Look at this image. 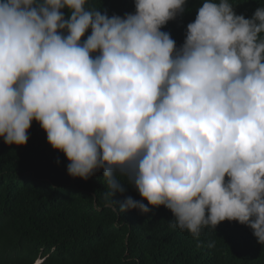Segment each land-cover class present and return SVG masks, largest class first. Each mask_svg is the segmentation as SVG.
<instances>
[{
    "label": "clouds",
    "instance_id": "obj_1",
    "mask_svg": "<svg viewBox=\"0 0 264 264\" xmlns=\"http://www.w3.org/2000/svg\"><path fill=\"white\" fill-rule=\"evenodd\" d=\"M86 2H0L4 143L25 145L35 120L70 176L134 185L142 200L120 212L164 206L197 238L237 221L264 245V6L246 19L204 0L177 49L161 28L186 0H135L123 18Z\"/></svg>",
    "mask_w": 264,
    "mask_h": 264
},
{
    "label": "trees",
    "instance_id": "obj_2",
    "mask_svg": "<svg viewBox=\"0 0 264 264\" xmlns=\"http://www.w3.org/2000/svg\"><path fill=\"white\" fill-rule=\"evenodd\" d=\"M203 2L186 0L184 11L161 28L177 49ZM230 3L246 19L264 6V0ZM85 7L109 17L136 11L135 0H87ZM61 11L70 18L69 8ZM90 34L89 28L81 41ZM27 135L23 146L0 137V264H264V245L247 225L225 220L197 238L173 228L164 206L120 212L127 197L142 200L126 177L116 172L124 191L110 195L103 169L86 180L70 176L67 157L35 120Z\"/></svg>",
    "mask_w": 264,
    "mask_h": 264
},
{
    "label": "rangeland",
    "instance_id": "obj_3",
    "mask_svg": "<svg viewBox=\"0 0 264 264\" xmlns=\"http://www.w3.org/2000/svg\"><path fill=\"white\" fill-rule=\"evenodd\" d=\"M40 261V260H39Z\"/></svg>",
    "mask_w": 264,
    "mask_h": 264
}]
</instances>
